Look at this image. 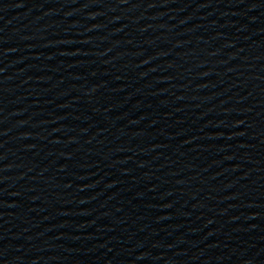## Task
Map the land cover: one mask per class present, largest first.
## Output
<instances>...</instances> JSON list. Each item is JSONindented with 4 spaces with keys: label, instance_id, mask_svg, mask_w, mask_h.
I'll use <instances>...</instances> for the list:
<instances>
[{
    "label": "water",
    "instance_id": "95a60500",
    "mask_svg": "<svg viewBox=\"0 0 264 264\" xmlns=\"http://www.w3.org/2000/svg\"><path fill=\"white\" fill-rule=\"evenodd\" d=\"M0 264H264V0H0Z\"/></svg>",
    "mask_w": 264,
    "mask_h": 264
}]
</instances>
